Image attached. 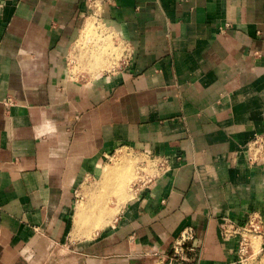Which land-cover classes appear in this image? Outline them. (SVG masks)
<instances>
[{"label":"crops","instance_id":"crops-1","mask_svg":"<svg viewBox=\"0 0 264 264\" xmlns=\"http://www.w3.org/2000/svg\"><path fill=\"white\" fill-rule=\"evenodd\" d=\"M88 18L84 0H0V264L65 238L75 193L118 179L123 164L105 165L121 149L169 167L96 237L83 222L84 264H232L237 242L221 238L220 219L264 220V163L244 151L264 131V0H109L103 19L125 63L79 78L66 57L88 55ZM185 227L188 261L171 256ZM253 258L264 264V234Z\"/></svg>","mask_w":264,"mask_h":264},{"label":"rangeland","instance_id":"rangeland-1","mask_svg":"<svg viewBox=\"0 0 264 264\" xmlns=\"http://www.w3.org/2000/svg\"><path fill=\"white\" fill-rule=\"evenodd\" d=\"M97 21L103 24L106 29H109L104 19H102V21ZM110 31L113 36L112 38L110 37L113 41V46H115V49H117L116 52L118 51L119 47L121 54L117 61H115L114 63L110 61V64L112 66L105 70L92 72L89 69L90 67L85 63L87 60V52H83L84 58L86 59L84 61L82 55H79V51L81 50L80 48L74 46L70 48V51L66 57V62L71 71L73 73H76L79 78H81L82 76H84V78L105 76L109 73H112L113 71L118 70L120 67H123L125 63L124 57L126 55L127 48L121 43L117 34L113 30ZM109 46L113 49L112 45ZM143 159L144 156L136 155L133 152H128L125 149H121L117 151L114 155H111L108 164L105 165V167L107 166L106 170L123 164V166L118 169L119 173H121V175L118 173L120 177L118 179L115 178V181L111 183L110 186L105 185L104 179L102 181V178L100 180L99 177H95L92 180L89 179V192L91 193L86 192V189H79L75 193L73 210L71 213L73 215L75 211V222H73L71 218V222L66 225V233L64 236L65 238L59 241L53 240V238L48 237V240L46 239L44 241H41L40 245L38 244V247L35 246L37 250L33 249L34 251H38L37 255L33 254L32 248L31 250H27L25 248L17 264H84L85 256L81 255L83 251L82 249L80 250L78 248V243L86 240L85 238L80 236L86 235L87 233L83 232L84 225H80L81 223L79 222L80 218L78 214V208L82 206V204H86L88 201H93V206L97 208V211L101 212L102 215L106 214L107 216L108 212L115 210L114 208L116 207H120L121 204H123L133 194L132 182L136 177L137 169L140 166V163L143 162ZM112 184H114V186ZM116 185L118 187H116ZM117 213L118 211L115 213V218ZM106 216H104V218ZM113 221L114 219L111 222ZM103 225H98V223L96 225V223L91 222L89 230L92 229V236L96 237V232L101 231ZM88 235H91V233H88ZM76 237H78L79 239H77ZM254 243L256 246V250H258L259 238L254 239ZM260 254H262V252H260ZM255 262L256 260L251 261V264H254Z\"/></svg>","mask_w":264,"mask_h":264},{"label":"built area","instance_id":"built-area-1","mask_svg":"<svg viewBox=\"0 0 264 264\" xmlns=\"http://www.w3.org/2000/svg\"><path fill=\"white\" fill-rule=\"evenodd\" d=\"M109 0H84L86 17L96 20L103 19V6ZM247 162L250 165H262L264 163V131L255 132L245 147ZM169 167V160L164 157L147 155L137 169V174L132 182L133 193L143 186L150 184L165 172ZM220 236L224 241L236 240L237 259L232 264H251L256 250L254 239L264 234V220L259 212L250 213L242 224L235 222L228 216L219 221ZM194 238V229L185 227L179 233L172 245V257L182 261H188L186 255L187 244Z\"/></svg>","mask_w":264,"mask_h":264},{"label":"bare ground","instance_id":"bare-ground-1","mask_svg":"<svg viewBox=\"0 0 264 264\" xmlns=\"http://www.w3.org/2000/svg\"><path fill=\"white\" fill-rule=\"evenodd\" d=\"M100 27H102V25L99 26L97 24V21L95 20V18L90 17L86 21V24H85L84 30H83V36H82L84 39L83 41L85 42V45L87 43V46H85L83 48L88 49V51H89L88 55L90 54L89 58H87L88 55L86 56V59H87V62L89 61V59L91 61H93V63H91V64L95 67V68L93 67V69H92V66L90 67V65H89L91 71L96 70V67L97 68L98 67L102 68L104 66L106 67L108 62H107V64H106V61L104 62V60H107L105 57H104L103 62H101V59H103L102 58L103 55L107 56V54H108L107 58H109L110 56L115 57V54L118 55V53L116 52L117 49H115V46H113V42L111 40H109L108 38L105 37L106 40L108 39L107 44H105L104 40H102L103 34L99 30ZM103 31H104V29H103ZM108 36H109V34H108ZM90 43H91V45H90ZM109 45H112L113 49ZM82 58H84L83 54H82ZM112 59H114V58H112ZM112 59L110 61H112ZM110 66H112V65L110 64ZM114 212H115V210L110 211L109 214L107 215V217L109 219H107V218H103L104 215H102L101 212L97 211V208L95 206H93L92 204H88V205L82 204V206H80L78 208V214H79V218H80L79 222L81 223L80 225H82L83 222H85V221L89 222L92 219V221L94 223H96V225H97V223H98V225H102L103 223L107 222L108 220L110 221L112 219Z\"/></svg>","mask_w":264,"mask_h":264}]
</instances>
